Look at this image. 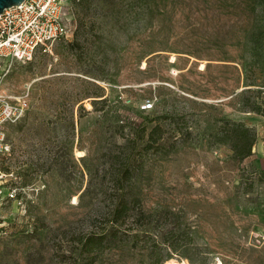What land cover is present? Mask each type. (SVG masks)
Listing matches in <instances>:
<instances>
[{"label": "rangeland", "instance_id": "rangeland-1", "mask_svg": "<svg viewBox=\"0 0 264 264\" xmlns=\"http://www.w3.org/2000/svg\"><path fill=\"white\" fill-rule=\"evenodd\" d=\"M262 10L264 0L69 3L67 36L13 61L2 82L29 107L5 127L2 167L23 203L0 206V264H152L165 254L156 232L171 227L208 264H264L257 142L239 161L209 135L220 118L264 117ZM158 122L164 139L147 146ZM127 164L134 176L119 182ZM120 199L127 210L111 224ZM97 226L117 238L92 262L78 241Z\"/></svg>", "mask_w": 264, "mask_h": 264}, {"label": "built area", "instance_id": "built-area-1", "mask_svg": "<svg viewBox=\"0 0 264 264\" xmlns=\"http://www.w3.org/2000/svg\"><path fill=\"white\" fill-rule=\"evenodd\" d=\"M78 1L24 0L0 13V206L3 201L23 203L20 196L23 188L16 184L19 178L2 166L10 156L5 127L18 122L29 107L27 93L11 95L2 89V82L13 61L28 62L37 50H45L67 36L66 8ZM151 107L152 102L148 100L141 104L143 111Z\"/></svg>", "mask_w": 264, "mask_h": 264}, {"label": "trees", "instance_id": "trees-1", "mask_svg": "<svg viewBox=\"0 0 264 264\" xmlns=\"http://www.w3.org/2000/svg\"><path fill=\"white\" fill-rule=\"evenodd\" d=\"M78 2H83L79 0ZM264 12V10H262ZM258 30L261 32V36H264V26H260ZM264 47V40L258 38ZM252 41V40H251ZM258 48V47H256ZM258 49H256L257 51ZM261 65V64H260ZM246 86H256L255 83L251 82ZM264 86V85H262ZM97 97V96H95ZM96 100H93V104ZM259 107L253 105L251 107L252 112H258ZM165 123V122H162ZM161 122L154 124V126L147 133L146 145L150 146L158 143L164 133L163 125ZM185 133H189L187 128ZM209 135L214 136L218 139V142L222 145H226L232 152V157L236 160L242 161L251 155V150L256 141V134L253 127L247 126L243 121L230 120L226 118H220L218 120L217 127L209 131ZM157 136L156 138H154ZM134 170L129 166L117 173V179L119 182L130 180L134 176ZM259 177L264 180V172L259 173ZM123 197V196H122ZM127 210V204L125 201L120 199L110 211L111 224L117 223L118 219ZM117 236L111 231L107 230L105 226L95 227L89 232L84 239L78 241L80 253H86L87 256H91V261L95 260L96 255L99 253V248H105L108 243ZM155 243L152 248H163L165 254L160 257L159 250L153 249L152 252L159 254L157 260H154L152 264H163L168 261L182 262L186 260L189 264H208L205 258H200L201 251L196 246L191 244V238L188 234L176 231L173 227L160 229L156 232Z\"/></svg>", "mask_w": 264, "mask_h": 264}, {"label": "crops", "instance_id": "crops-1", "mask_svg": "<svg viewBox=\"0 0 264 264\" xmlns=\"http://www.w3.org/2000/svg\"><path fill=\"white\" fill-rule=\"evenodd\" d=\"M252 127L255 130L256 134V147L254 153L256 154L258 163H263L264 160L260 159L264 156V117H262V121L257 122L256 124H252Z\"/></svg>", "mask_w": 264, "mask_h": 264}, {"label": "water", "instance_id": "water-1", "mask_svg": "<svg viewBox=\"0 0 264 264\" xmlns=\"http://www.w3.org/2000/svg\"><path fill=\"white\" fill-rule=\"evenodd\" d=\"M24 0H0V13L9 7L18 5L22 3Z\"/></svg>", "mask_w": 264, "mask_h": 264}, {"label": "bare ground", "instance_id": "bare-ground-1", "mask_svg": "<svg viewBox=\"0 0 264 264\" xmlns=\"http://www.w3.org/2000/svg\"><path fill=\"white\" fill-rule=\"evenodd\" d=\"M170 61L172 62L173 61V58L171 57V59H170ZM203 65V64H202ZM174 71V70H173ZM88 107V106H87ZM252 114V113H251ZM76 155L77 156H81V153L80 152H78V151H76ZM163 264H187V263H185L184 261H182V262H177V261H168V262H165V263H163ZM217 264H221V263H217Z\"/></svg>", "mask_w": 264, "mask_h": 264}]
</instances>
